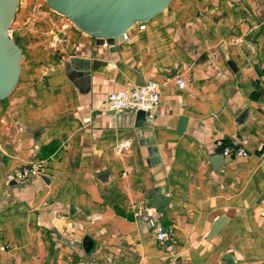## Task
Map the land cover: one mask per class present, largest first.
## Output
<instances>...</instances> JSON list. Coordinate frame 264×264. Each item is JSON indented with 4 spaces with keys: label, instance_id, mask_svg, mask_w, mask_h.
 Here are the masks:
<instances>
[{
    "label": "crops",
    "instance_id": "crops-1",
    "mask_svg": "<svg viewBox=\"0 0 264 264\" xmlns=\"http://www.w3.org/2000/svg\"><path fill=\"white\" fill-rule=\"evenodd\" d=\"M11 29L26 45L0 100V264L264 259V0H171L114 48L44 0H18ZM73 57L106 64L75 83ZM148 80L160 99L141 124L106 108L111 92ZM233 140L246 156H215L217 141ZM32 161L42 168L7 178ZM142 214L169 239L158 242Z\"/></svg>",
    "mask_w": 264,
    "mask_h": 264
},
{
    "label": "water",
    "instance_id": "water-1",
    "mask_svg": "<svg viewBox=\"0 0 264 264\" xmlns=\"http://www.w3.org/2000/svg\"><path fill=\"white\" fill-rule=\"evenodd\" d=\"M171 0H45L46 6L64 16L82 33L94 37L99 45L108 44L114 48L117 41L123 40V34L136 23L150 20L164 11ZM18 0H0V100L8 97L15 89L20 73L23 46L26 37L16 40L10 37L9 30L15 16ZM111 51V49H110ZM97 59L73 57L65 63L69 79L75 83L87 82L92 69L105 65ZM144 85L145 83H138ZM87 89H85L86 91ZM136 124L145 120V112L137 111ZM180 121H183L180 119ZM150 154L157 155L153 146ZM220 159L223 156L216 153ZM157 202L166 201L164 190ZM225 218H218L211 226L209 236L218 232ZM228 264H232L231 260Z\"/></svg>",
    "mask_w": 264,
    "mask_h": 264
},
{
    "label": "built area",
    "instance_id": "built-area-1",
    "mask_svg": "<svg viewBox=\"0 0 264 264\" xmlns=\"http://www.w3.org/2000/svg\"><path fill=\"white\" fill-rule=\"evenodd\" d=\"M9 35L10 37H13L11 27ZM124 38H126V33L123 34V39ZM176 84L179 87H183L185 82L182 78H177ZM159 99L160 92L158 83L153 80H148L144 85H133L111 92L106 100V108L115 111L129 110L133 112L143 111L148 113L157 107ZM215 145L223 157L228 158L234 155L246 156L248 154L244 146L239 144L236 140H233L229 144L217 141ZM130 146L131 141L129 139H124L116 144L115 150L118 154H122L123 152L128 151ZM1 150L2 147L0 144V151ZM41 168V161H32L27 167L19 169L13 173H9L7 178L12 181L20 180L28 173H34L39 171ZM140 217L143 222H146L149 227H151L158 242L164 243L167 239H169L170 231L166 229L160 221L145 214H142ZM257 264H264V259L259 261Z\"/></svg>",
    "mask_w": 264,
    "mask_h": 264
},
{
    "label": "rangeland",
    "instance_id": "rangeland-1",
    "mask_svg": "<svg viewBox=\"0 0 264 264\" xmlns=\"http://www.w3.org/2000/svg\"><path fill=\"white\" fill-rule=\"evenodd\" d=\"M45 1V0H44ZM13 35H14V33H13ZM14 38V37H13Z\"/></svg>",
    "mask_w": 264,
    "mask_h": 264
}]
</instances>
